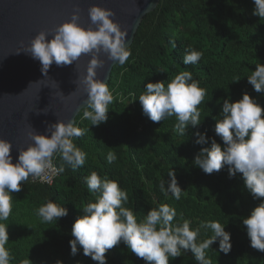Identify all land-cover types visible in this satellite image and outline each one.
Segmentation results:
<instances>
[{"label": "trees", "instance_id": "trees-1", "mask_svg": "<svg viewBox=\"0 0 264 264\" xmlns=\"http://www.w3.org/2000/svg\"><path fill=\"white\" fill-rule=\"evenodd\" d=\"M253 0H160L158 7L142 20L129 47L131 55L124 65L116 64L108 87L113 94L108 119L96 125L83 117L76 118L75 126L84 130L73 143L83 152L86 160L73 170L60 156L53 157L59 173L54 182L21 183L22 190L13 192L12 212L7 221L9 242L5 247L14 257L10 264H98L83 255L82 247L71 255L69 241L72 225L82 215V207L94 202L96 194L87 190L84 178L95 171L100 177L118 182L129 196L125 207L133 208L138 219L148 210L166 203L191 221V227L201 221L215 220L226 224L231 234V250L219 251V241L207 251L212 264H264V252L253 249L242 219L260 201L254 200L244 188L242 174L230 178L227 166L219 172L205 174L193 165L201 148L210 147L211 139L223 144L214 132L223 99L232 102L247 92L264 107V94L254 91L247 75L258 63L264 64V19L253 15ZM189 48L202 52L196 64H183ZM190 71L201 88L206 89L204 102L198 106L202 123L189 127L185 136L174 131L175 117L153 122L142 112L138 100L148 82L164 81ZM241 77L239 82H232ZM219 101V103H218ZM264 115V114H262ZM196 132L206 133L207 144H197ZM114 152L117 159L109 164L107 154ZM173 170L181 198L167 197L159 184L170 181ZM51 199L68 209V215L41 223L35 210ZM182 223V221H180ZM205 235L201 230L198 239ZM107 264H146L131 253L121 242L106 253ZM169 264H197L191 250L169 260Z\"/></svg>", "mask_w": 264, "mask_h": 264}, {"label": "clouds", "instance_id": "clouds-1", "mask_svg": "<svg viewBox=\"0 0 264 264\" xmlns=\"http://www.w3.org/2000/svg\"><path fill=\"white\" fill-rule=\"evenodd\" d=\"M253 15L264 19V0H253ZM91 25L87 28L78 21L79 8L73 11L71 19L57 26L51 33L41 31L30 43L28 51L41 64V71L47 74L50 66L58 67L73 64L82 55H90L86 74L80 77V83L87 94L84 103L83 117L96 125L108 119L109 105L113 102V94L107 82L97 79L96 69L103 67L105 61L124 65L131 51L126 44L127 32L113 17L115 13L108 8L92 5L88 9ZM51 39H47L48 37ZM18 53V52H17ZM202 52L189 48L183 57V64H196L202 57ZM236 77L232 82H239ZM247 81L257 93L264 94V64L255 65V70L247 75ZM206 89L199 86L190 71H183L171 78L167 84L164 81L148 82L138 100L142 112L153 122H160L167 117H175L174 131L185 136L189 127L197 128L202 120L198 106L204 102ZM219 103V101H218ZM264 107L247 92L241 99L232 102L230 98L223 99L221 111L215 120L214 132L223 142L211 139L210 147L201 148L194 157L193 165L205 174L219 172L227 166L229 177L242 174L244 188L260 203L254 207L247 217L242 219L246 226L250 246L264 252ZM50 136L30 133L33 144L19 149V155L14 164L10 155L12 144L0 138V264H10L14 259L5 245L9 242L7 221L12 212L13 192L22 190V181H47L51 183L52 175L62 173L64 168L53 166L54 154L70 165L73 170L82 167L86 153L74 143V137H80L84 130L75 126L73 121H57L48 127ZM197 144H207L206 133L196 132ZM117 159L114 152L107 154V162L111 164ZM55 162V161H54ZM58 167V166H57ZM171 178L166 183L161 180L160 191L167 197L169 194L179 200L184 192L177 182L174 171L168 173ZM57 177V176H56ZM39 179V180H38ZM55 180V179H54ZM53 180V182H54ZM87 190L96 194L94 202H88L82 207L80 215L72 225L69 241L71 255L75 256L82 247L83 255L90 257L98 264H107L106 253L121 242L146 264H169L186 251L191 250L197 264H212L207 251L211 245L219 241V251L228 254L231 250V234L225 231L226 224L215 220L201 221L199 226L192 228L191 221L181 215L177 220L174 207L161 203L151 207L142 218L138 219L133 208L125 207L129 202L128 193L121 189L118 182L108 177H100L95 171L84 178ZM52 182V183H53ZM41 223L68 215V209L47 199V202L35 210ZM182 221V223L180 222ZM211 231L212 235L204 239ZM21 264H31L29 259ZM56 264H63L57 260Z\"/></svg>", "mask_w": 264, "mask_h": 264}, {"label": "water", "instance_id": "water-1", "mask_svg": "<svg viewBox=\"0 0 264 264\" xmlns=\"http://www.w3.org/2000/svg\"><path fill=\"white\" fill-rule=\"evenodd\" d=\"M160 0H0V138L12 144L10 155L15 164L19 149L33 144L30 133L48 135L57 121H73L84 107L87 94L80 83L86 74L90 55H82L71 65L53 63L42 73L38 60L26 53L31 40L41 31L51 33L69 21L79 8L78 23L91 25L88 9L92 5L111 9L130 47L143 20ZM95 27L94 25H91ZM47 39H51L49 36ZM18 52V53H17ZM104 66L96 69L97 79L108 83L114 61L101 54ZM56 154H54L55 156ZM28 180L21 183H28Z\"/></svg>", "mask_w": 264, "mask_h": 264}, {"label": "built area", "instance_id": "built-area-1", "mask_svg": "<svg viewBox=\"0 0 264 264\" xmlns=\"http://www.w3.org/2000/svg\"><path fill=\"white\" fill-rule=\"evenodd\" d=\"M53 166L55 167V168H57L58 169V167H57V165H56V163L53 161ZM49 175H50V178H51V183L53 182V180L56 178V176L58 175V174H55V175H52L51 173H49ZM39 180V179H38ZM40 182H45V183H49V182H47V181H41V180H39ZM51 183H49V184H51Z\"/></svg>", "mask_w": 264, "mask_h": 264}]
</instances>
